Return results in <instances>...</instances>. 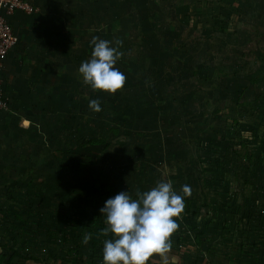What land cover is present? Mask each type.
<instances>
[{
  "label": "rangeland",
  "instance_id": "obj_1",
  "mask_svg": "<svg viewBox=\"0 0 264 264\" xmlns=\"http://www.w3.org/2000/svg\"><path fill=\"white\" fill-rule=\"evenodd\" d=\"M27 1L38 11L15 27L36 43L4 75L0 233L64 256L106 200L163 181L192 190L171 237L186 262L264 264V0ZM93 36L123 42L115 94L78 73Z\"/></svg>",
  "mask_w": 264,
  "mask_h": 264
},
{
  "label": "clouds",
  "instance_id": "obj_2",
  "mask_svg": "<svg viewBox=\"0 0 264 264\" xmlns=\"http://www.w3.org/2000/svg\"><path fill=\"white\" fill-rule=\"evenodd\" d=\"M93 45L91 57L81 63L78 73L83 83L93 91L100 90L115 94L122 89L126 76L114 67L123 55L118 49L122 40L112 41L99 39L96 36L90 41ZM89 109L100 112V101L93 99ZM183 195L173 190L171 182H157L150 190H136V198L128 192H120L106 200L99 210L104 217L106 227L98 235L109 237L103 241L102 264H147L154 255L159 257L161 264H172L174 257L171 237L179 228L174 217H179L185 204L184 197L191 196L189 185L181 188ZM92 234L84 236L87 244Z\"/></svg>",
  "mask_w": 264,
  "mask_h": 264
},
{
  "label": "crops",
  "instance_id": "obj_3",
  "mask_svg": "<svg viewBox=\"0 0 264 264\" xmlns=\"http://www.w3.org/2000/svg\"><path fill=\"white\" fill-rule=\"evenodd\" d=\"M29 17V16H28ZM27 19V17L22 13H16L12 17V24L15 30H17L18 34L21 35V41L24 42L26 45L35 46V41L31 42L30 39L35 35V31L38 30V27L35 29L34 27L32 29H28V27L23 30V27L20 29V26L15 27L18 22ZM20 30V31H18ZM16 49L11 51L7 57V59L4 61L3 65V74L6 76V78L11 77V65L16 64ZM12 56V57H11ZM10 58V59H9ZM17 61V60H16ZM21 238V239H19ZM34 242V241H33ZM31 240L27 239L26 237H18V234L16 232L10 231L7 234H3V232L0 233V264H46V258L49 255L50 249H46L44 252L46 254L42 253L41 255H38V249L36 246H34ZM38 245V244H36ZM37 252V253H36ZM170 257H174L175 259L172 261V264H187L185 260V255L183 253H180L177 251V249L171 250V253L169 254ZM65 261H57V264H72L73 260L67 262V256L64 257ZM195 259V258H194ZM147 264H161V261L159 257L153 256L149 259Z\"/></svg>",
  "mask_w": 264,
  "mask_h": 264
},
{
  "label": "trees",
  "instance_id": "obj_4",
  "mask_svg": "<svg viewBox=\"0 0 264 264\" xmlns=\"http://www.w3.org/2000/svg\"><path fill=\"white\" fill-rule=\"evenodd\" d=\"M10 23L12 24V18L10 19ZM12 26H13V24H12ZM20 41H21V35L19 33V41L11 51H13L14 49L17 48ZM9 53H8V55H9ZM7 57H6V59H7ZM1 76L4 79L5 76L3 74V71L1 72ZM253 82L255 83L256 80H253ZM4 84H5V80H4ZM5 91H6V89H5ZM236 103L238 104V102H236ZM246 104H247V102L240 103L241 106H245ZM222 135H224V134H222ZM218 139L221 140V139H224V137L221 135H218ZM226 141H227V143H229V146H231L233 148V150H236L235 149L236 148L235 147V145H236L235 140H233L232 138H227ZM88 142L90 144H94L96 142L102 143V141H100L98 139H92V140H89ZM247 144H248V142L244 141V140L240 143L241 147H245V146H247ZM256 160L261 162V163H264V161H263L264 158L260 157ZM78 165L83 166V164L80 163V161L78 162ZM187 207L188 206H186V209H184L185 212H188ZM97 210H98V212H97ZM99 212H100L99 209H95L89 217L88 216L86 217V223L85 222L82 223L84 221V218L82 219L81 226H79L78 232L80 230H82V233H84L82 240L84 239V236L86 234L91 233L92 234L91 239L89 240V242L86 245H82L83 244L82 240L77 241V236L72 237L74 239V243L70 248H68V250L65 254L67 256V262L71 261L74 258H78V260L74 259L72 264H102L103 253L99 257H98V253L102 251L101 248H103V240L105 239V237L98 235V234H99L101 229L106 227V225L104 223V217L102 215H100ZM82 214L83 213H81V216H82ZM24 230H25V228L22 230V232H24ZM16 233L18 234V232H16ZM72 233H74V232L72 231ZM66 240H67V234L63 233L61 236V241H66ZM240 248H243V247L241 246ZM77 250H78L79 254L76 252ZM251 251L252 250L248 251V253L246 252V254H250ZM75 252H76L77 256L75 255ZM65 255L61 256V255L56 254L54 251L50 250L48 257L46 258V262H47L46 264H57V261H59V260L62 261L63 259H65L64 258ZM223 258L224 257H222V256L216 255V256L210 257L209 259L205 260V257L200 256V257L195 258V259H197V261L193 260V261H191V263H187V264H202L204 260H205L204 264H216L214 262L219 263L220 261H224ZM244 258H245V256H244ZM63 261H65V260H63Z\"/></svg>",
  "mask_w": 264,
  "mask_h": 264
},
{
  "label": "built area",
  "instance_id": "obj_5",
  "mask_svg": "<svg viewBox=\"0 0 264 264\" xmlns=\"http://www.w3.org/2000/svg\"><path fill=\"white\" fill-rule=\"evenodd\" d=\"M37 11L38 8L27 0H0V110H6L9 105L4 79L1 76L4 61L19 41V34L10 23V19L16 13L30 15Z\"/></svg>",
  "mask_w": 264,
  "mask_h": 264
}]
</instances>
